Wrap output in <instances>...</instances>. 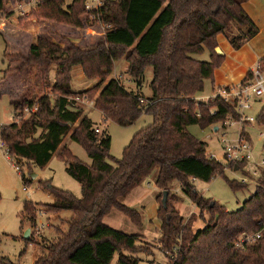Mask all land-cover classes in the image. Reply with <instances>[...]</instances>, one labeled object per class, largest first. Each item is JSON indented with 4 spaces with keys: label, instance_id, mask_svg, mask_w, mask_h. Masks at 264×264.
<instances>
[{
    "label": "trees",
    "instance_id": "obj_1",
    "mask_svg": "<svg viewBox=\"0 0 264 264\" xmlns=\"http://www.w3.org/2000/svg\"><path fill=\"white\" fill-rule=\"evenodd\" d=\"M86 1L74 0L65 8L63 0H43L40 10L32 16L81 29V18L87 15ZM245 2L103 0V7L88 16L96 18V23L113 26L99 44L85 50L76 46L63 49L39 38L27 57L13 56L23 62L17 70L37 67L45 82L51 80L53 67L57 73L49 94L36 101L25 96L13 103L15 118L26 108L34 111L27 120L0 126V140L12 157L39 168L46 167L60 151L67 173L82 188V198L78 199L48 186L54 203L46 206V212L57 215L68 211L73 217L67 232L56 229L59 237L42 248L35 264H112L117 254L118 264H139L135 256H151L148 248L138 245L140 236L124 234L103 221L116 209L135 226L143 227L142 215L123 200L154 175L157 189L169 192L166 210L161 195L157 199L161 244L165 252H171L170 264H264V171L254 195L238 211H227L201 196L192 183L193 179L211 183L225 171L221 163L207 159L206 143L188 131L191 126L204 130L239 116L236 102L227 103L219 97L199 102L196 97L204 91L206 81H214V73L223 63L224 58L216 53L218 37H225L238 51L259 34V28L243 9ZM6 3L0 0L1 19L12 16ZM206 52L211 55L210 61L196 59ZM121 60L129 66L127 75L139 81V89L147 70L152 68V97L145 99L140 92L126 89L120 80L111 79L94 102L103 124L110 121L129 127L144 114L150 115L153 123L138 132L123 156L116 159L111 155V137L95 133L93 121L82 109L73 107L69 99L86 96L93 100L99 91V86L73 91L75 67H82L88 80L104 82ZM259 63L264 72V58ZM252 76L251 71L240 86L249 84ZM52 93L59 97L52 99ZM141 99L147 102L145 106L140 104ZM257 123L264 126V108ZM66 137L85 147L91 167L72 155L65 145ZM174 183L179 184L181 194L195 204L199 213L197 219L204 227L195 234L173 207L177 197L171 198L170 187ZM229 185L234 192L248 188L234 181ZM25 212L35 225V206L26 203ZM259 233L261 237L255 243L241 244L243 236ZM26 242L34 244L32 237ZM125 252L132 256H125ZM0 264L15 263L0 255Z\"/></svg>",
    "mask_w": 264,
    "mask_h": 264
},
{
    "label": "rangeland",
    "instance_id": "obj_2",
    "mask_svg": "<svg viewBox=\"0 0 264 264\" xmlns=\"http://www.w3.org/2000/svg\"><path fill=\"white\" fill-rule=\"evenodd\" d=\"M32 1L6 0V10L12 16L4 19L9 23L11 35L18 40L19 46L15 47L18 44L15 39L7 38V40L10 45L17 48V56L27 57L31 43L29 37H32L35 41L38 35L63 49H68L71 46H76L82 50L90 49L103 40L100 37L103 27L96 23L93 18L89 19L86 16L81 18L84 24L81 29L46 19H36L32 14L38 12L41 6L27 8L29 14L21 17L18 14L19 5ZM42 1L39 0L41 3ZM69 5L70 3L67 2L65 8ZM1 22L2 19L0 18V24ZM26 49H28V52H26ZM10 50V48L7 49L4 37L0 35V126H9L15 120L19 123L22 120L29 119L31 115L26 111L27 108L19 112L15 118L13 103L18 102L21 95H23L22 97L26 96L30 101H36L38 98L49 94L57 73V68L53 67L51 80L45 82L40 69L37 67L19 71L17 69L21 68L23 62L22 60L12 59L16 54ZM206 54L196 57L204 61ZM118 62L112 74L104 82H101L100 79L88 80L85 77L83 68L80 66L75 67L72 71L71 89L75 92H82L99 86V91L95 92L94 99L91 100L95 102L99 92L109 81L117 79L121 81L126 89L137 93L140 92L145 99H149L152 94L150 73L145 74L142 87L139 89V81L131 77L129 79L124 74L126 61L121 60ZM9 70L11 72L8 73ZM149 71H152V68ZM21 81L23 82L22 85L25 86V91L23 92ZM209 88L208 82L206 88L204 87L205 91L201 94L202 97H213L214 94L212 95ZM51 95L52 99L59 97L57 93H52ZM74 98L76 97H70V100L73 101ZM250 104L252 109L246 111L245 115L248 118L257 120L258 115L264 108V98L260 100L252 99ZM78 105L77 107L82 109L84 114L93 121L94 127L99 128L100 135L106 133L111 137V155L116 159H120L123 156L125 149L138 132L153 123V118L144 114L138 122L129 127H121L110 121L103 124V116L96 110L95 105L94 108H89L86 104ZM239 119L240 117L238 116L237 119L228 118L227 120L231 125L234 121H240ZM230 125L226 126L223 122L204 130L199 126H191L188 131L196 139L206 143L207 159L210 160L211 156L215 157L214 161L220 162L225 171L224 176H217L211 183L206 184L197 181L194 184L197 192L204 198L225 207L227 211L236 212L254 195L261 173L264 171L256 168V165L253 164V162L260 163L264 160V140L259 138L261 134L264 135V126H260L258 123L245 124L243 126L242 135L249 140L253 148V162L236 165L227 164L224 160V142L236 140L238 132L240 133L238 126L230 127ZM64 142L74 157L86 166H92V160L88 157L85 147L81 143L73 142L69 137H66ZM59 154L60 151L53 156L46 167L39 168L33 164L29 166L26 161H20L11 155L9 161L6 154L0 150V255L7 257L15 264H35L38 257L41 256L40 251L42 248H46L48 243L59 237L56 229H60L63 232L68 230V223L73 217L71 212L65 211L57 215L46 212V206L54 203V198L50 194L48 186L69 192L78 199L82 198L80 184L67 173V164L62 161ZM12 163L21 168L19 174L14 171ZM236 166H238V171H235ZM253 171H257L258 175L253 176ZM155 177L156 175L144 181L140 188L132 191L128 198L123 200V204L136 209L142 215L143 227L135 226L129 218L116 209L104 219V224L115 230L131 236H140L141 241L138 245L148 248L152 255L140 254L135 256L140 261L139 264H170V256H172L171 252L168 253L163 250L164 246L161 244L162 221L158 217L160 204L157 198L161 195L162 202L165 191L157 189ZM245 177L250 180L247 190L234 192L229 182L234 181L242 184L241 181ZM170 192L172 194L171 198H174V195L177 197L173 203L175 211L184 218L186 225L187 223L189 224L192 234H195L199 228L204 227L197 219L199 213L195 211V204L181 194L178 183H174L170 187ZM26 203L32 204L36 208L34 214L36 217L35 225L29 221V216L25 212ZM40 211L43 212L41 216L37 215ZM193 218H196L195 222H190ZM41 224H44L45 227L38 235V228H41ZM29 229L31 230L30 238L32 237L34 244L26 242L24 238L25 232ZM185 234L186 236L188 235L187 230ZM182 244L180 240L179 245L181 246ZM124 255L132 256L128 252H125ZM119 257L120 255L117 254L112 264H118Z\"/></svg>",
    "mask_w": 264,
    "mask_h": 264
},
{
    "label": "built area",
    "instance_id": "obj_3",
    "mask_svg": "<svg viewBox=\"0 0 264 264\" xmlns=\"http://www.w3.org/2000/svg\"><path fill=\"white\" fill-rule=\"evenodd\" d=\"M65 3L69 2L70 4L74 0H63ZM41 2L39 0H33L32 2H24L23 4L19 5L18 7V14L21 17H25L29 14L27 11V8L29 7H38L40 6ZM103 0H87L85 4V10H86V17L91 15L93 12L99 11L103 7ZM93 18V17H92ZM94 21H96V18H93ZM103 27V35L105 36L109 31L113 30V26L109 24H100ZM252 81L245 85V86H238L234 88H228V89H219L211 100L216 99L217 97L221 98L227 103H237V112L240 117V121H234L231 125L228 120L224 122L226 126L230 125V127L238 126V129L240 130V133L238 132V137L236 140L231 142H224V160L227 164H242V163H251L253 162V148L250 144L249 140L246 139L242 135L243 126L246 125H252L256 124L257 120L255 118H248L245 115L246 111H249L252 109V106L250 104L251 100H260L264 98V72L262 71L261 64L258 62L255 69L252 71ZM69 103L75 108H79L78 104H86L89 108H94L95 103L88 99L86 96H78L71 101L69 99ZM74 105H73V104ZM146 101L144 99L140 100V104L145 106ZM28 113L31 115L34 111V108L29 109L27 108ZM21 117V116H19ZM18 118V117H17ZM95 133L99 134L100 130L99 128H95ZM260 139L264 140V135L261 134L259 136ZM0 150L6 154L7 159L10 161V154L7 145L0 140ZM212 158L210 160L216 159L215 157L211 156ZM219 161V160H218ZM220 163V162H219ZM254 165H256V168H260L264 170V160L260 163L253 162ZM14 171L16 173L21 172V168L16 164H11ZM253 176H257L258 172L253 171ZM197 180L193 179L192 183H196ZM242 184L248 185L250 183L249 178L245 177L242 181ZM43 214L42 211L38 212L37 215L41 216ZM44 224H41V228H38V235L44 228ZM261 237L260 233L253 236H243L241 238V244H251L255 243L257 240H259ZM240 246V245H239Z\"/></svg>",
    "mask_w": 264,
    "mask_h": 264
},
{
    "label": "crops",
    "instance_id": "obj_4",
    "mask_svg": "<svg viewBox=\"0 0 264 264\" xmlns=\"http://www.w3.org/2000/svg\"><path fill=\"white\" fill-rule=\"evenodd\" d=\"M243 9L259 28V34L238 51H235L231 47V45L225 39V37L223 36L218 37L219 48L223 54L222 57L224 58V60L222 65L214 73V81L205 82V88L207 86V83L209 82V87H210L209 89L212 95L215 94L219 89H227V88H234L240 86L242 82H244V80L246 79L249 72L253 71L256 65L258 64V62H260V60L264 58V0H246V2L243 4ZM100 33H101L100 37L103 38L104 37L103 32ZM0 35L4 37V40L6 41L7 49L10 48L11 52H15V54L18 53L16 50L17 48H14L12 45H10L7 40V38L9 39H15V38L13 37V35H11L9 23L6 21V19H2V22L0 24ZM39 38H43V37L38 35L35 41L33 40L32 37H29V39L31 40L30 47L31 45L36 43ZM16 41L18 44L15 47H18L19 42L18 40ZM26 52H28V49H26ZM206 53H207L206 59L204 61L208 62L210 61L211 55L209 52ZM15 56H17V54ZM196 59H198V57H196ZM198 60L202 61L201 59ZM128 67H129L128 64L124 65V69H125L124 74L127 78L130 79V77L127 75ZM146 73H150V77L152 78L151 75L152 71H149L148 69ZM22 84L23 82L21 81L22 92H23L25 91V86H23ZM201 94L202 93L198 94L196 97L197 101L199 102H209L212 99V97H207V98L202 97ZM22 96L23 95H21L19 99H23L25 97ZM151 97L152 94L150 95L149 98ZM137 188H140V186ZM111 213L109 215H111Z\"/></svg>",
    "mask_w": 264,
    "mask_h": 264
},
{
    "label": "water",
    "instance_id": "obj_5",
    "mask_svg": "<svg viewBox=\"0 0 264 264\" xmlns=\"http://www.w3.org/2000/svg\"><path fill=\"white\" fill-rule=\"evenodd\" d=\"M216 53H217L219 56H222V55H223L222 52H221V50H220V48H217V49H216ZM216 130H217V129H216ZM235 171H238V166L235 167ZM168 198H169V192L165 191V192L163 193V200H162V205H163V207H164L165 210L168 208ZM168 219H170V217H168ZM30 234H31V230L29 229V230H27V231L25 232V236H24V238H25L26 240L30 239Z\"/></svg>",
    "mask_w": 264,
    "mask_h": 264
}]
</instances>
